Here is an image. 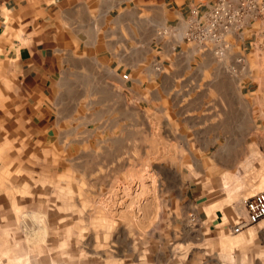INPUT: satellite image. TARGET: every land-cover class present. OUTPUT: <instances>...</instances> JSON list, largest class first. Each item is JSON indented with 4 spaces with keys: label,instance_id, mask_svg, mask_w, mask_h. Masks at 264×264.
<instances>
[{
    "label": "crops",
    "instance_id": "0c3cea01",
    "mask_svg": "<svg viewBox=\"0 0 264 264\" xmlns=\"http://www.w3.org/2000/svg\"><path fill=\"white\" fill-rule=\"evenodd\" d=\"M215 2L0 0V171L16 160L7 131L19 135L10 145L26 146L37 135L53 144L63 130L110 131L117 173L135 155L142 167L155 161L157 173H173L196 225L217 240L232 233L247 216L243 201L264 192V15L224 61L157 38ZM239 57L246 68L229 75ZM5 220L0 258L14 221Z\"/></svg>",
    "mask_w": 264,
    "mask_h": 264
},
{
    "label": "rangeland",
    "instance_id": "374dc122",
    "mask_svg": "<svg viewBox=\"0 0 264 264\" xmlns=\"http://www.w3.org/2000/svg\"><path fill=\"white\" fill-rule=\"evenodd\" d=\"M109 133L63 130L53 144L37 135L26 146L10 145L19 135L6 132L16 160L0 171V214L14 221L1 264H264L263 229L217 240L196 225L173 173L136 155L117 173Z\"/></svg>",
    "mask_w": 264,
    "mask_h": 264
},
{
    "label": "built area",
    "instance_id": "2783aa9c",
    "mask_svg": "<svg viewBox=\"0 0 264 264\" xmlns=\"http://www.w3.org/2000/svg\"><path fill=\"white\" fill-rule=\"evenodd\" d=\"M264 15V0H216L207 12L200 14L193 9L183 30L178 27H164L157 32L159 40H173L192 44L201 52H210L224 61L232 48L233 41L255 19ZM244 57L230 65L228 74L245 69ZM247 216L239 219L232 233L240 234L264 219V192L243 201ZM195 218L192 217V221Z\"/></svg>",
    "mask_w": 264,
    "mask_h": 264
}]
</instances>
